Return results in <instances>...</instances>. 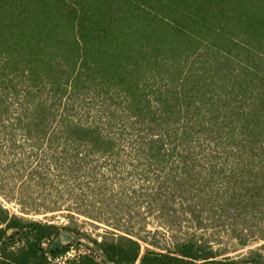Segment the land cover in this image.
Listing matches in <instances>:
<instances>
[{
    "label": "trees",
    "instance_id": "16d2710c",
    "mask_svg": "<svg viewBox=\"0 0 264 264\" xmlns=\"http://www.w3.org/2000/svg\"><path fill=\"white\" fill-rule=\"evenodd\" d=\"M0 130L75 158L226 166L202 209L213 197V218L233 222L264 209V0H0ZM64 229L0 203V264H264V244L242 252L254 244L234 228L231 249L112 234L92 241L100 261L68 258Z\"/></svg>",
    "mask_w": 264,
    "mask_h": 264
},
{
    "label": "rangeland",
    "instance_id": "374dc122",
    "mask_svg": "<svg viewBox=\"0 0 264 264\" xmlns=\"http://www.w3.org/2000/svg\"><path fill=\"white\" fill-rule=\"evenodd\" d=\"M174 161L167 166L148 165L126 151L113 158H75L61 150H29L19 134L12 137L0 130V203L12 215L64 227L60 242L72 247L68 258L82 252L100 261L92 241L124 233L160 247L204 235L209 242L220 239L231 249L237 241L229 240L226 233L234 228L254 244L242 252L264 244L259 241L264 236V209L244 211L233 222V216L213 218L208 203L213 197L205 195L207 207H201L197 192L223 187L232 174L226 166L210 172L207 166L197 165L185 173L172 165ZM189 209L196 210L199 222L191 219ZM145 248L149 246L144 244ZM57 264H67V258Z\"/></svg>",
    "mask_w": 264,
    "mask_h": 264
}]
</instances>
